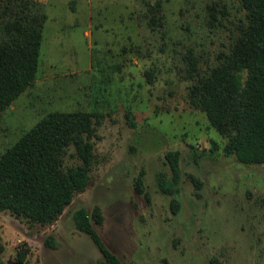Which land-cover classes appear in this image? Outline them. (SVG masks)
I'll return each mask as SVG.
<instances>
[{
    "label": "rangeland",
    "instance_id": "374dc122",
    "mask_svg": "<svg viewBox=\"0 0 264 264\" xmlns=\"http://www.w3.org/2000/svg\"><path fill=\"white\" fill-rule=\"evenodd\" d=\"M39 1L49 18L38 76L0 115V153L50 111L84 109L103 117L92 138L87 189L52 225L0 211L1 258L23 264L17 255L27 248L24 264H98L103 255L74 214L99 205L105 219L94 225L123 264H205L213 256L225 264H264V164L225 153L226 139L190 105L183 76L190 48L205 66L227 49L244 16L240 0ZM157 1L163 24L152 30L146 13ZM209 4L217 7V20H210ZM171 150L180 151L175 195L157 181L159 172L172 177ZM81 162L71 146L65 167ZM139 176L143 192L136 188ZM49 236L54 248L45 242Z\"/></svg>",
    "mask_w": 264,
    "mask_h": 264
},
{
    "label": "trees",
    "instance_id": "16d2710c",
    "mask_svg": "<svg viewBox=\"0 0 264 264\" xmlns=\"http://www.w3.org/2000/svg\"><path fill=\"white\" fill-rule=\"evenodd\" d=\"M240 4L244 16L235 23L227 49L216 55L213 65L205 66L190 48L183 55V76L190 81V105L203 111L226 139L225 153L246 164H264V0H240ZM160 6L157 1L146 13L152 30L163 24ZM208 10L210 20H217V7L209 4ZM48 18L39 0H0V115L37 79ZM145 73L152 82L154 70ZM102 117L84 109L50 111L0 153V211L30 225L54 224L90 184L95 163L92 138L98 136ZM71 146L82 162L65 167L64 156ZM166 157L172 177L159 172L157 181L161 191L175 195L181 180L180 151L171 150ZM136 188L143 192L142 176ZM261 201L264 206V196ZM179 207L175 199L173 209ZM74 219L102 253L98 264H123L94 225L104 223L99 205L91 214L85 207L78 209ZM45 242L54 248L52 236ZM4 250L0 241V264H8L1 258ZM28 252L20 250L17 259L24 264ZM205 264L225 263L213 256Z\"/></svg>",
    "mask_w": 264,
    "mask_h": 264
}]
</instances>
